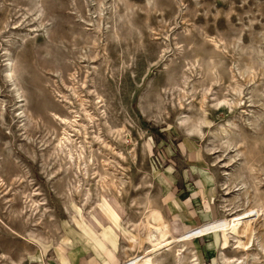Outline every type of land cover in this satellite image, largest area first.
Masks as SVG:
<instances>
[{"label": "rangeland", "instance_id": "1", "mask_svg": "<svg viewBox=\"0 0 264 264\" xmlns=\"http://www.w3.org/2000/svg\"><path fill=\"white\" fill-rule=\"evenodd\" d=\"M63 130L73 154L84 147L80 169L59 150ZM105 173L120 194L100 188ZM182 174L205 181L206 219L254 209L246 262L264 264V0H0V264H100L104 248L131 264L145 229L177 234ZM102 195L120 232L99 249L87 234ZM213 237L207 262L192 237L174 243L186 241L182 264H220Z\"/></svg>", "mask_w": 264, "mask_h": 264}, {"label": "bare ground", "instance_id": "2", "mask_svg": "<svg viewBox=\"0 0 264 264\" xmlns=\"http://www.w3.org/2000/svg\"><path fill=\"white\" fill-rule=\"evenodd\" d=\"M216 46H217V44H216ZM18 94L19 93H17V95ZM18 96H20V95H18ZM85 114H86V112H85ZM60 121H62L63 124H65L66 126H70V127L74 126L73 124L76 123L75 119L71 120V119H67V118H60ZM185 128H186L185 132H187L186 135L191 136L192 135V132H191L192 128L191 127L190 128L185 127ZM66 130H63V137H61L58 141L59 150L65 154V158H67V160L69 162L76 164L77 169H80L79 165L82 163V166H84L83 163L85 164V161L83 160L84 156L82 154V151H83L82 149L84 147L81 148L80 151L77 150V152L75 154H73L72 148H74L75 146L72 148L67 146V144L72 143V139H71L70 133H68L67 132L68 130L67 131ZM73 130H74V128H73ZM198 133H200V132H198ZM78 148H80V147L78 146ZM71 163H69V164H71ZM84 173H86V172H84ZM105 174L106 175L103 174L104 176H101V175L99 176L98 181L100 184V188H102V189L112 188L116 193L120 194L121 188H122L121 186L123 183L121 181V179L119 181V179L116 180V178L114 179L113 177H110L107 173H105ZM105 176L106 177L109 176L108 177L109 179L107 180ZM86 190H87L86 192L88 193L89 188H86ZM86 192L83 194V196L87 195ZM101 199L107 203L108 210L105 208L104 209L106 211L110 212L113 219H110L107 217V215L105 213L106 211L101 208L102 205L99 202L97 204L99 216L91 215L92 220L94 222H96V224L99 227V230L95 231L94 229H92L85 220L88 227L91 228L93 235L87 234L86 231H84L87 234V236L91 239L92 246L94 248H99V249L104 247V242H103L102 238H104V239L107 238L108 234L113 232V231L116 232L117 234H119L118 232H120L118 230L117 225H116V221H120L118 202H116V199H114L112 202H110L107 200V198L104 195H102ZM260 210L261 209H258V212H260ZM253 212H254V209H248V210L245 209V210L238 212V213L229 214L228 215V216H230L229 218L225 217V216H222L219 218H214V219H212L206 223H203L200 226L192 227L189 230H187L186 232H183L181 234H174L171 230L172 226L170 223L168 224L166 222H161L160 227H157V226L155 227L156 231L158 232L157 236L152 234L150 229H148V230L145 229L147 232L144 234L143 240L146 242L147 246L145 248L143 247L144 249H142V252L140 253V257L135 258L131 264H159V262H160V264H164L163 260H160V258L162 256V259H165L163 257H165V254L168 251L172 252V262L170 264H182L183 263V257H184L182 253L186 249L180 248V247L176 248V246H174V243L178 242L179 239H182V238H190V237L194 238V237H197L199 235H205V236H207V235L216 236L217 235L218 237H220L219 238L220 240H218V241H220V243H219L220 247H219V250L217 253L218 261L220 264H242V263L249 264L246 262V260H247V258L250 257L251 254L248 253L247 250H248L249 246L251 245V243L255 237L254 236V230L255 229L252 227V225L250 226L251 218L253 216H255V214ZM102 219H105V221H106L105 225L102 223ZM151 220L159 223V220H161V219H159V216L156 213H153V214H151ZM140 225H141L140 223H138V224L132 223L131 226H133L135 229L140 231V229H142V227ZM149 227H152V226H149ZM229 233L230 234L231 233L232 234H241L245 238L241 239L239 236H235L234 240L232 241L229 239V236H228ZM140 238L141 237H139V236L134 237L132 243L133 244L137 243V246H139V244L141 243ZM259 247L261 248V251H263V258H264V244L263 243L260 244ZM226 248H229V249L234 248L236 250L242 251L243 253H241L239 256H236V257H234V256L226 257L224 255V250ZM194 260L195 259L192 258L189 261H191L190 262L191 264H197Z\"/></svg>", "mask_w": 264, "mask_h": 264}, {"label": "crops", "instance_id": "3", "mask_svg": "<svg viewBox=\"0 0 264 264\" xmlns=\"http://www.w3.org/2000/svg\"><path fill=\"white\" fill-rule=\"evenodd\" d=\"M181 182V184L176 188V190L178 191L174 195L172 192V195H170L169 197V199H172L175 203L174 212L177 213V216L180 219V226L178 225L177 234H181L194 226H198L210 221V218L206 219L204 218L205 216L202 215L205 212V209L202 206L198 205L199 202H201L200 195L202 194L204 188H206V183L203 178L200 176H195L194 178L190 179L186 175L182 174ZM204 237L211 239L212 245H217L214 237L210 235L192 238L187 241V246L191 247L190 255H193L196 259H201V262H207L209 259H211V255L213 254L214 250L208 249V246H200V244L204 242ZM185 242L186 241L184 240L181 241V243H179V247L184 248ZM185 249L187 250L188 247H185ZM108 250H106V248L101 250L100 264H105L106 262H108L109 264H119L118 258L115 256V253L113 251H110V249L109 251L112 255H109ZM203 257H205V260L202 259ZM216 258L218 261L217 255ZM125 259H127V257ZM198 264H200V262Z\"/></svg>", "mask_w": 264, "mask_h": 264}]
</instances>
